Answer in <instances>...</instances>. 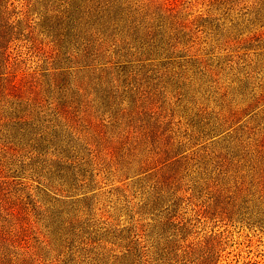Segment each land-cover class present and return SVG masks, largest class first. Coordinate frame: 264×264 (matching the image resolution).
Listing matches in <instances>:
<instances>
[{
  "label": "trees",
  "instance_id": "1",
  "mask_svg": "<svg viewBox=\"0 0 264 264\" xmlns=\"http://www.w3.org/2000/svg\"><path fill=\"white\" fill-rule=\"evenodd\" d=\"M190 5V0H0V264H51L56 235L82 210L89 214L103 183L113 184L109 192L119 195L129 186L139 191V208L159 211L171 225L157 254L161 264H217L221 236L190 238L193 225L181 213L187 206L197 220L222 213L198 196L203 191L196 186L183 187L182 143L142 122L139 106L118 110L107 124L78 128L59 122L65 119V100L87 88H124L138 97L151 80H161L160 70L172 74L181 62L198 60H180L195 43L194 28L203 18L190 20ZM223 126L202 135L218 136ZM39 198L46 205L42 213ZM38 224L46 229L41 232ZM137 243L132 241L125 257L141 263L147 251Z\"/></svg>",
  "mask_w": 264,
  "mask_h": 264
},
{
  "label": "rangeland",
  "instance_id": "2",
  "mask_svg": "<svg viewBox=\"0 0 264 264\" xmlns=\"http://www.w3.org/2000/svg\"><path fill=\"white\" fill-rule=\"evenodd\" d=\"M258 1L190 0V20L203 18L194 28L195 43L180 60L191 56L201 63L181 62L172 74L160 70L161 80H151L138 97L124 88H87L65 100V119L59 120L78 128L107 124L118 110L139 106L142 122L182 143L183 187L196 186L203 191L198 196L222 213L198 220L191 206L181 213L193 225L190 238L221 236L217 264H264V2L258 10ZM217 124L224 125L220 135L203 137ZM111 186L101 184L89 214L82 210L56 235L51 264H161L157 254L171 225L159 211L139 208V191L129 186L119 195L109 192ZM41 201L40 213L46 208ZM135 239L147 251L141 263L125 257Z\"/></svg>",
  "mask_w": 264,
  "mask_h": 264
}]
</instances>
